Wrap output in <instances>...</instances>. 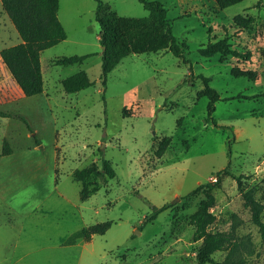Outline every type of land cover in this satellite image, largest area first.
<instances>
[{
  "label": "rangeland",
  "instance_id": "obj_1",
  "mask_svg": "<svg viewBox=\"0 0 264 264\" xmlns=\"http://www.w3.org/2000/svg\"><path fill=\"white\" fill-rule=\"evenodd\" d=\"M103 1L119 15L148 14L138 0ZM158 1L185 44L186 62L168 50L130 53L103 86L95 0H58L67 36L41 52L43 93L22 95L0 58V108L23 115L33 128L30 132L16 116H0V264H196L201 240L193 239L188 220L204 197L194 190L198 184L215 180L222 169L245 173L243 189L251 188L264 204V0L222 9L214 0ZM238 13L252 21L236 24ZM223 37L232 48L250 50V60L199 53L202 44ZM19 41L0 2V49ZM74 54L89 56L54 63ZM233 65L257 70V79L233 76ZM81 69L92 84L65 92L61 79ZM199 74L209 76L222 98L260 95L215 101L210 115L223 126L215 127L206 122L208 98L198 94ZM163 136L170 143L157 157ZM4 138L9 153L2 152ZM101 157L115 175L99 179V189L82 201L81 182L72 174L100 167ZM212 193L216 218L210 230L233 233L246 263L264 264V237L233 176L222 170ZM173 199L139 228L146 214ZM260 216L264 221V208ZM106 220L111 224L103 234L65 244L74 231ZM225 255L217 251L212 257L221 262Z\"/></svg>",
  "mask_w": 264,
  "mask_h": 264
},
{
  "label": "trees",
  "instance_id": "obj_2",
  "mask_svg": "<svg viewBox=\"0 0 264 264\" xmlns=\"http://www.w3.org/2000/svg\"><path fill=\"white\" fill-rule=\"evenodd\" d=\"M94 18L99 24V43L103 47L101 50V72L100 82L106 86L108 73L119 63V61L130 53H148L160 50H168L176 57H181L184 62L188 61L183 53V41H179L173 34L170 18L167 17V9L158 0H138L147 10L148 14L141 17L119 15L109 4L103 0H95ZM219 8H225L229 5L242 0H214ZM3 11L6 13L14 25L20 41L0 49L2 62L9 70L12 78L15 80L23 95L31 96L40 94L43 91V74L41 69V52L55 45L66 38V31L60 22L57 10L58 0H0ZM233 21L246 27L251 21L250 16L235 14ZM198 51L203 56H212L215 53L222 55L230 54L234 57L250 60L251 51L237 50L230 46L226 37L217 40H208L202 44ZM89 54L82 55H63L54 59L56 64H71L81 62ZM230 73L235 77H246L254 81L257 79L258 72L251 68H241L233 65ZM197 77L202 79L203 88L199 95L208 98L206 122L211 121L215 127H223L217 123L216 118L211 116L214 111V102L221 99L245 98L251 99L258 97L259 93L244 94L236 93L232 96L221 97L219 92L208 84L209 76L199 74ZM92 84L85 70L77 72L61 79V85L65 92L73 93L84 89ZM124 112L126 110L124 109ZM0 116H16L21 119L30 132L33 131L27 119L20 114H12L0 108ZM229 128L231 126H228ZM34 139L38 142L37 136ZM170 136H163L154 150V154L160 157L170 143ZM3 153L11 152L8 141L3 139ZM230 153V149L228 151ZM100 167L92 164L88 167L74 170L72 178L81 182L79 199L86 200L91 193L99 189L98 180L105 182L114 177L115 170L110 161L104 157L100 158ZM231 174L237 183L238 189L242 192L245 202L251 210V219L258 227L262 237H264V221L260 213L264 208L257 200L251 188L243 189V178L247 177L245 173L233 174L230 170L222 169ZM222 170L216 172V179L198 184L194 190L200 191L204 197L200 200L197 208L190 214L188 223L193 227V239L201 240V243L195 254L196 264L214 263V264H247L243 255L239 254L240 244L234 240L233 233L227 231H212L210 225L214 222L216 216L211 211L214 205V195L212 190L218 186V179ZM94 181L91 187L88 184ZM175 203V199L163 203L161 206L153 209L144 216L142 225L153 220L157 214ZM109 220L96 222L79 230L74 231L65 239V244H73L77 239L88 241L94 234H103L109 227ZM217 251H226V255L221 262L213 259V253Z\"/></svg>",
  "mask_w": 264,
  "mask_h": 264
},
{
  "label": "crops",
  "instance_id": "obj_3",
  "mask_svg": "<svg viewBox=\"0 0 264 264\" xmlns=\"http://www.w3.org/2000/svg\"><path fill=\"white\" fill-rule=\"evenodd\" d=\"M59 9L57 10V14H58V17H59ZM59 19H60V17H59ZM66 35H67V33H66ZM41 56V55H40ZM1 58V57H0ZM2 60V59H1ZM41 60V59H40ZM9 71V70H8ZM14 80V79H13ZM15 81V80H14ZM17 84V83H16ZM18 86V85H17ZM19 87V86H18ZM20 89V88H19ZM20 91H21V89H20ZM44 92V89H43V91L41 92V93H43ZM21 93H22V91H21ZM22 95H23V93H22Z\"/></svg>",
  "mask_w": 264,
  "mask_h": 264
},
{
  "label": "water",
  "instance_id": "obj_4",
  "mask_svg": "<svg viewBox=\"0 0 264 264\" xmlns=\"http://www.w3.org/2000/svg\"><path fill=\"white\" fill-rule=\"evenodd\" d=\"M102 49H103V47H102ZM138 232V231H137Z\"/></svg>",
  "mask_w": 264,
  "mask_h": 264
}]
</instances>
